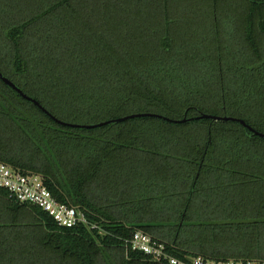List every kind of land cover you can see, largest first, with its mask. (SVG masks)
I'll list each match as a JSON object with an SVG mask.
<instances>
[{"label": "trees", "instance_id": "1", "mask_svg": "<svg viewBox=\"0 0 264 264\" xmlns=\"http://www.w3.org/2000/svg\"><path fill=\"white\" fill-rule=\"evenodd\" d=\"M0 71L49 111L0 77V161L86 218L0 191V264L264 261V0H0Z\"/></svg>", "mask_w": 264, "mask_h": 264}, {"label": "built area", "instance_id": "2", "mask_svg": "<svg viewBox=\"0 0 264 264\" xmlns=\"http://www.w3.org/2000/svg\"><path fill=\"white\" fill-rule=\"evenodd\" d=\"M0 191L7 192L12 198L41 207L57 221L60 226L73 227L86 222L85 216L75 207L59 201L45 184L39 174L25 173L15 170L0 161ZM134 250H139L158 261L168 264H264L259 260H209L203 256L189 259L178 258L167 251L163 242L155 240L151 235L138 230L129 241Z\"/></svg>", "mask_w": 264, "mask_h": 264}, {"label": "water", "instance_id": "3", "mask_svg": "<svg viewBox=\"0 0 264 264\" xmlns=\"http://www.w3.org/2000/svg\"><path fill=\"white\" fill-rule=\"evenodd\" d=\"M0 77L10 86H12L14 89H16L21 95H23L25 98L33 101L35 104H37L38 106H40V108H42L43 110H45L46 112L49 113V111L44 108L40 102L38 100H36L35 98H32L30 96H28L27 94L24 93V91L18 87L12 80H10L8 77H6L1 71H0ZM145 115H152V116H158V117H163L161 115H156V114H151V113H135V114H131V115H128V116H125V117H121V118H117L115 120H109V121H105V122H101V123H98V124H93V125H79V124H73V123H68V122H64L60 119H57L56 117H54L58 122L62 123V124H66V125H70V126H83V127H88V128H92V127H96V126H102L104 124H107L111 121H123V120H126V119H130V118H135V117H139V116H145ZM204 117H207V118H213V119H216V120H233V121H239L241 122L243 125L247 126L250 130H255L254 128H252L250 125H248L246 123L245 120L243 119H240V118H236V117H229V116H214V115H209V114H206L204 115ZM165 119L167 120H171V121H174V122H180L181 120H172V119H169L167 117H164ZM257 134L261 135V136H264V133L262 132H259L257 131L256 132Z\"/></svg>", "mask_w": 264, "mask_h": 264}]
</instances>
